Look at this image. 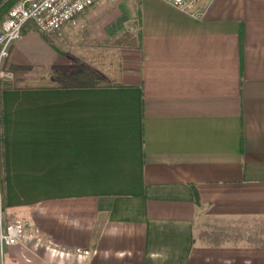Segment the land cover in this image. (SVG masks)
<instances>
[{
  "label": "crops",
  "instance_id": "1",
  "mask_svg": "<svg viewBox=\"0 0 264 264\" xmlns=\"http://www.w3.org/2000/svg\"><path fill=\"white\" fill-rule=\"evenodd\" d=\"M133 4L126 82L0 90V264H264V0Z\"/></svg>",
  "mask_w": 264,
  "mask_h": 264
},
{
  "label": "rangeland",
  "instance_id": "2",
  "mask_svg": "<svg viewBox=\"0 0 264 264\" xmlns=\"http://www.w3.org/2000/svg\"><path fill=\"white\" fill-rule=\"evenodd\" d=\"M17 1L0 0V8L8 4L0 18ZM136 22L133 1L104 0L76 15L59 34H45L32 23L24 30L35 36L24 48L22 56L28 61L21 66L24 73L18 76L22 79L6 69L8 56L1 68L11 71L10 80L21 86L126 82L140 60Z\"/></svg>",
  "mask_w": 264,
  "mask_h": 264
},
{
  "label": "built area",
  "instance_id": "3",
  "mask_svg": "<svg viewBox=\"0 0 264 264\" xmlns=\"http://www.w3.org/2000/svg\"><path fill=\"white\" fill-rule=\"evenodd\" d=\"M98 1L104 0H19L15 2L0 21V78L13 77L11 71H4L1 67L8 56L9 48L21 37L22 28L26 23H33L39 31L48 35L59 34L76 15ZM165 1L178 10L188 12L210 0ZM25 225L26 222L19 219L3 221L0 212V253L5 246L24 245Z\"/></svg>",
  "mask_w": 264,
  "mask_h": 264
},
{
  "label": "trees",
  "instance_id": "4",
  "mask_svg": "<svg viewBox=\"0 0 264 264\" xmlns=\"http://www.w3.org/2000/svg\"><path fill=\"white\" fill-rule=\"evenodd\" d=\"M6 7H8V4L6 5H2L1 8H0V13L1 11H5L6 10ZM9 10V9H8ZM7 10V11H8ZM7 14V13H6ZM3 18H0V21L2 20ZM14 81L10 80V79H2L0 80V90H4V89H12V88H18V87H26V86H21L19 84H16V83H13ZM98 85H101V86H109V85H117V84H108V83H96Z\"/></svg>",
  "mask_w": 264,
  "mask_h": 264
}]
</instances>
